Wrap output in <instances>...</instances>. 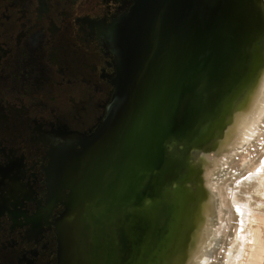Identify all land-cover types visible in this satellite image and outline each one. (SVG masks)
<instances>
[{
    "label": "flooded vegetation",
    "instance_id": "obj_1",
    "mask_svg": "<svg viewBox=\"0 0 264 264\" xmlns=\"http://www.w3.org/2000/svg\"><path fill=\"white\" fill-rule=\"evenodd\" d=\"M139 3L0 0V264H66L60 235L116 91L122 27ZM94 207L80 222L86 264L96 262L85 234Z\"/></svg>",
    "mask_w": 264,
    "mask_h": 264
},
{
    "label": "bare ground",
    "instance_id": "obj_2",
    "mask_svg": "<svg viewBox=\"0 0 264 264\" xmlns=\"http://www.w3.org/2000/svg\"><path fill=\"white\" fill-rule=\"evenodd\" d=\"M193 1V11H196L195 17L193 19L191 18L186 26L180 32L176 33L181 28L182 20L185 18V14ZM234 3L235 0H205V4L202 6V0H169L167 7L161 11V15H159L154 29V48L160 42H164L162 52L157 56V59L161 58L159 63L161 65L156 68L157 70L153 66L150 70L152 73L150 75L147 74L142 83L140 112L141 118L145 117V119H143L142 124H139L140 112L138 115V109L136 107L133 108L121 131L119 140L114 142L111 153L109 152L108 154L105 148L99 156V168L97 169L98 179L96 186H94L96 193L93 197L95 201L92 197L89 200L90 204H95V207L87 216V231L85 233L88 237L89 247L96 252L94 261L97 264H100L99 262L104 258L105 252L106 254L110 253L109 250L113 251V253L109 256L112 259L108 260V264H125L126 253L122 247L123 244L127 246L128 241L131 242L135 239V226L140 219L150 221V226L153 223L151 227L153 228L152 232L150 233L149 226L145 233L143 251L147 250L154 239L153 234L157 222L162 218L167 219L171 223L169 227L170 238L166 252L162 258V263L173 264L177 261L182 247V223L185 206L192 193L185 189H179L178 192L171 190L180 186L179 179H177L176 183H174V180L167 179L155 196H152V192L155 188L156 181L169 168L170 162L167 156L168 154H172V149L169 146L177 141L181 145L185 143L184 139L187 133L183 134L181 132L183 128L182 124L191 109V103L198 95V91L204 86V83L206 86L208 80H216L217 73L220 71L225 58L227 59L225 64L228 62V57H226V53L229 51L228 48H230L228 44L230 45V40L234 36L232 26L240 25L242 30L239 34L242 36V39L246 36L243 37V32L247 30L248 25L246 28H242V25L247 24L250 12L246 11L247 7L244 6L239 11L233 12ZM236 4L237 6L238 4L240 5V1H237ZM176 10L178 11V15L174 17L172 13ZM238 14L239 16L240 14H245L246 17L241 20L242 18ZM262 22L260 32L264 30V20ZM168 36L170 37V45L166 47L165 40ZM256 38L251 47V71L256 68V63H253L255 61L253 59V47L255 46ZM201 40H203L202 43ZM197 45L203 46L197 51L198 56H194L195 52L193 50ZM175 47L179 48L178 52L174 51ZM171 53L174 54L170 57ZM165 58H167V61L173 60L170 67L167 65V68H164ZM234 67L231 66L228 70L230 71ZM192 78H195L197 82H195L193 90L190 91L192 86V81L190 80ZM180 79L183 82L177 87L176 83ZM187 79L189 84L187 83L188 86L185 89ZM249 79L250 77L248 79L246 77L243 84L248 81L250 83L251 79ZM215 83L218 84L216 81ZM249 83L248 85H250ZM202 92H199L200 95H202ZM241 94L238 95L236 100H228L225 106V102L221 106L227 114L225 115L227 125L231 123L229 117L233 114V110ZM249 106H245L246 109ZM243 109L245 110V108ZM244 110L240 111L243 112ZM198 113H196V118L198 117ZM238 113L235 111L234 115H238ZM213 116L205 120L204 126L202 127L203 132L208 130L214 123L215 117ZM197 125L198 120L192 128H196ZM139 128H141L140 135ZM132 136L135 139L138 136L139 139L134 143L132 151L125 159L123 158L125 148L130 142L129 138ZM194 146V144H190L187 149L179 152L175 157V161H181L180 173L182 175L187 172L192 173L193 181L199 178L200 172L196 170L195 156L191 152ZM133 163L135 165L131 168ZM260 176L262 177L264 174L262 173ZM91 186L88 192H90ZM188 188L190 190V186ZM107 189L111 191L109 195H106ZM94 190L89 193L90 196ZM156 197L157 199L159 198V204L157 203L152 208V206L148 207L145 202L147 206L143 207L144 199L149 202L151 199L155 200ZM162 201H167V203L164 206V213L161 214L160 204ZM136 205L142 207L140 208L141 213L136 214L134 211ZM71 234L72 239L77 238L76 229ZM173 255L174 260L171 261L170 258ZM106 258L108 259V257Z\"/></svg>",
    "mask_w": 264,
    "mask_h": 264
},
{
    "label": "rangeland",
    "instance_id": "obj_3",
    "mask_svg": "<svg viewBox=\"0 0 264 264\" xmlns=\"http://www.w3.org/2000/svg\"><path fill=\"white\" fill-rule=\"evenodd\" d=\"M237 1H240L238 6ZM243 6L250 12L247 24L242 25V28L248 25L243 32V37L246 36L242 39L239 34L242 30L240 25L232 26L234 36L226 53L228 64H225V58L216 80H208V84L205 86L204 83L198 91L196 99L191 103V107L194 105L195 108L190 107L182 124L181 132L187 133L185 143L181 145L177 141L169 146L172 154L167 157L170 163L174 162L169 165L162 178L156 181L152 193L155 196L167 179L174 180V183L177 179L180 181V186L171 189L172 191L185 189L192 193L185 206L182 247L173 264H264V176H260L264 174V30L260 32L264 20V0H235L233 12L239 11ZM239 17L243 20L246 16L240 14ZM255 38L253 63H256V71H251V47ZM201 46L194 47V56H198L197 51ZM231 66L235 67L229 71ZM246 77H250L251 81L243 84ZM190 81L192 91L197 81L195 78ZM181 82L183 80L180 79L176 86ZM187 83L189 84L188 79ZM240 94L233 114L229 117L231 123L227 125V114L221 106L223 102L225 106L228 100H236ZM247 105L250 106L246 109ZM240 110H244V113ZM235 111L239 112L238 115H234ZM211 116L215 117L214 123L205 132L201 131L205 120ZM194 117L198 120L196 128H192L196 124ZM190 144L195 145L191 152L195 156L196 170L200 171L199 178L195 181L190 172L182 175L181 161H175L176 155ZM110 192L107 189L106 195ZM158 200L157 197L149 202L144 199L143 207L148 205L153 208L159 204ZM166 203L167 201H162L160 204L161 214L164 213ZM140 208L142 207L136 205V214L141 213ZM149 226L150 221H137L135 239L123 246L126 253L125 264H164L162 258L170 238L171 223L163 218L158 220L154 239L147 250L143 251L145 233ZM152 226L153 223L150 233ZM170 259L173 261L174 255Z\"/></svg>",
    "mask_w": 264,
    "mask_h": 264
},
{
    "label": "water",
    "instance_id": "obj_4",
    "mask_svg": "<svg viewBox=\"0 0 264 264\" xmlns=\"http://www.w3.org/2000/svg\"><path fill=\"white\" fill-rule=\"evenodd\" d=\"M168 1L169 0H140L136 13L134 12L132 18L127 20L126 25L122 27V29H124L123 32L125 33V40L119 42L120 44H117V48H121V68L119 77L115 85L116 91L110 105L109 114L107 115L101 127L98 137L96 138V140H94L95 144L90 149L89 157L80 168V172L77 176L78 182L74 187L73 207L70 215L67 218L66 225L60 235L63 258H65L66 264H72V262L74 263V261H76L77 264H86L88 260V247L86 245L87 243L85 241V237L82 234L80 222L83 218V211L86 210L90 203L89 199L91 197L93 199L96 193V190H94V186H96L98 179L97 169L99 168V156L103 153L105 148L107 149L108 154L109 152L111 153V151L113 150L114 142L116 140H119L121 131L124 128L132 109L136 107L138 109V115L141 111L140 97L142 93L143 80L147 74L150 75L152 73L150 70L153 66L155 67L154 69H156L161 65H159L161 58L157 59V56L161 54L164 42H160V44H158V46L154 48V29L156 21L158 20L159 15H161V11L165 7H167ZM193 3L194 1L191 3V5L189 4L190 7L185 14V18L182 20L181 28L176 33L180 32L181 29L186 26L189 20L195 17L196 11H193ZM203 4H205V0H202V6ZM172 14L174 17H177L178 11H173ZM165 41L166 47L170 45L169 36ZM237 41H239L238 38ZM237 41L236 46H238ZM178 50L179 48L175 47L174 51L178 52ZM173 54L174 53H171L170 57ZM166 59L167 58H165L164 60V68H167V65L168 67H170L173 61H167ZM161 81H163V79H161ZM192 107L195 108L194 105H192ZM143 119H145V117L141 118L140 112L139 124H142ZM139 130L140 135L141 128H139ZM129 139L130 142L125 148L124 152L125 155L123 158L125 159L132 151L134 143L138 141L139 137L137 136V139H135V137L132 136ZM134 165L135 164L133 163L131 168H133ZM121 166H123V164H121ZM90 186V192L94 190V192L91 193V196L89 195L90 192H88ZM68 222H72L75 226V229L78 233L76 239H72L71 232L68 230ZM123 246H125V244H123ZM69 252L71 257H69ZM73 252L77 253L76 256H73ZM94 264H96V262H94Z\"/></svg>",
    "mask_w": 264,
    "mask_h": 264
}]
</instances>
